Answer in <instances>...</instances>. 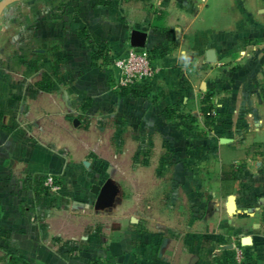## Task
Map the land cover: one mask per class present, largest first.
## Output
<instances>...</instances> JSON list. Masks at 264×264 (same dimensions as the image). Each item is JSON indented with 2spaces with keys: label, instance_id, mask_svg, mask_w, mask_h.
Masks as SVG:
<instances>
[{
  "label": "crops",
  "instance_id": "obj_1",
  "mask_svg": "<svg viewBox=\"0 0 264 264\" xmlns=\"http://www.w3.org/2000/svg\"><path fill=\"white\" fill-rule=\"evenodd\" d=\"M187 4L0 0V246L15 252L9 264L12 259L21 261L13 264H238L237 246L245 256L242 264H264V29L252 46L235 31L244 21L235 20L234 0ZM79 29L110 56L125 52L132 30L145 33L144 50L150 52L155 77L142 92H114L109 65L92 67L95 46L78 36ZM208 50L215 52L214 62L207 60ZM206 94L214 111L232 120V133L241 136L240 143L220 137L212 147L233 171L224 182L235 210H220L226 234L221 243H202V199L217 200V193L201 192L199 177L184 161L169 158L160 162L159 180L147 176L135 182L146 186L151 234L143 243L116 237L107 243H72L69 251L59 246L64 243L47 241L84 234L88 227L86 212L79 219L51 208L42 213L43 229L32 222L42 208L34 181L46 175L68 180L75 172L69 159L73 131L66 122L59 129L58 120L72 119L75 111L114 119L120 123L115 133L128 130L135 141L130 143L133 152L143 146L148 152H181L169 141L185 121L168 122L163 110L174 108L176 115L191 116L189 121L204 126L201 101ZM190 131L182 128L180 134ZM59 132L66 136L61 147ZM138 137L146 143L137 142ZM186 200L193 201L187 214ZM215 206L208 203L206 218ZM119 211L116 207L113 217H121ZM132 212L131 223L137 225L141 213L138 208Z\"/></svg>",
  "mask_w": 264,
  "mask_h": 264
},
{
  "label": "rangeland",
  "instance_id": "obj_2",
  "mask_svg": "<svg viewBox=\"0 0 264 264\" xmlns=\"http://www.w3.org/2000/svg\"><path fill=\"white\" fill-rule=\"evenodd\" d=\"M58 1L61 3L65 0ZM106 1L112 4L115 0ZM178 1L187 2V5H195L196 2H200V0ZM119 2L120 0H117V3ZM123 2H129V0H123ZM234 2L235 20L244 21L242 22V24L244 23L243 28L242 25H235L236 33L239 32V35H244V43H252V46L258 45V35L264 29V0H234ZM183 7L181 6V8ZM87 42L91 47L95 46L93 55L99 53L102 58L106 57V66H103L106 68L110 64L108 62H110L111 57L108 49L96 45L90 38ZM242 47H246V45ZM102 58L96 60L97 65H103ZM57 122L60 126L59 129L65 125L64 122L67 123L68 128H72L73 147L69 159L75 165V172L68 180H63L54 175H46L34 181L36 196L42 200V208L36 216L32 217V222L43 229L46 223L43 222L42 213H44V209L49 210L51 208L61 213V216L69 212L79 219L82 213L86 212L88 216L86 215L84 218L87 220L88 227L85 228L84 234L74 237L52 236L47 241L64 243L59 246L69 251L74 249L70 245L72 243H107L116 237L122 238L124 243H143L142 241H145L146 236L151 234L150 227L146 222V186L144 183L136 184L135 182L140 178L145 181L147 176H155L159 180L164 170L160 162L166 161L167 158L171 161L173 159L184 161L186 169L191 171L193 177L195 179L199 177L201 192L215 191L217 193V200L213 197L211 199L203 197L202 199L200 212L202 243H221L225 239L224 226L220 227L222 223L220 210L223 209L224 212L229 210L230 199L229 194L226 193V183L221 182L220 177L222 171L229 173L231 166L221 164L219 155L215 154L212 147L218 143L220 137L235 139L237 143L241 141V136H235L232 133L230 127L232 120L226 114L223 116L217 114L216 124L210 127L200 126L196 121L183 122L178 129L180 133L182 128L192 130L188 134L179 133L177 136L170 137L169 141L170 145L182 149L181 152H148L144 146L138 152H133L130 150V143L134 140L130 137L129 131L123 129L121 133H115L118 129L120 130L117 127L120 123L114 119L105 120L91 114L85 116L75 111L72 119L58 120ZM61 129L63 131V127ZM65 138V133L59 132L57 139L60 147ZM144 139L146 138L138 137L139 141L137 142L145 144ZM89 146L97 148H94L96 150H89L91 149ZM58 151L64 155L62 148H59ZM154 162L156 163L155 167L146 169L149 164ZM164 175L168 176V172ZM50 177L52 179L51 184L46 182V179ZM105 184H108L111 190L110 198L105 207L106 216L101 209L95 206L97 196L91 192L92 185L102 187ZM134 198H138V200L136 201ZM209 202L215 205L217 203V206H215L216 210L212 216L206 218ZM135 203H137V207ZM192 203V200H186V214ZM116 207L120 208L121 217H113V211ZM135 208H138L139 213H141L137 225L131 223L132 217H130ZM188 218L186 215V221ZM215 225H218V228L210 231L209 227ZM136 230L139 238H135ZM165 234L163 233V235ZM237 247L241 248L240 246ZM13 255H15L13 250L0 246V264H9L10 257Z\"/></svg>",
  "mask_w": 264,
  "mask_h": 264
},
{
  "label": "built area",
  "instance_id": "obj_3",
  "mask_svg": "<svg viewBox=\"0 0 264 264\" xmlns=\"http://www.w3.org/2000/svg\"><path fill=\"white\" fill-rule=\"evenodd\" d=\"M109 63L111 89L114 91H143L156 74L151 57L144 49L129 46L124 53L111 56ZM51 181V177L46 179L49 184ZM234 257L238 264H242L245 256L241 248L234 247Z\"/></svg>",
  "mask_w": 264,
  "mask_h": 264
},
{
  "label": "trees",
  "instance_id": "obj_4",
  "mask_svg": "<svg viewBox=\"0 0 264 264\" xmlns=\"http://www.w3.org/2000/svg\"><path fill=\"white\" fill-rule=\"evenodd\" d=\"M96 3L99 4V5H108L109 4V1H106V0H96ZM64 9H66V10L68 9L69 10V7L65 5L64 6ZM78 36L80 38L84 39L85 41H88V39H89V37L86 35V32L84 30H82V29H79ZM148 53L150 55V52H148ZM100 58H102V57L99 55V53L94 54L92 56V58H91V60H92V67L103 68V66L104 67L106 66V63H107L106 57H103L102 58L103 59L102 60V64L103 65L102 66L100 64L97 65L96 60H99ZM108 64H109V62H108ZM126 91H128V92H142V91H130V90H126V89H123L121 91H114V92L124 93ZM210 98H211L210 95L206 94L202 98V101H201V115H202L203 120H204V126H206V127H210L211 125H213V124L215 125L216 124L217 114H221V116L224 115L223 112H220L219 113V112H215L214 111V107H213V105L211 103V99ZM86 107H87V105L84 104L82 106V110H85ZM163 115L165 116V118H166V120L168 122H173L176 119L184 120L185 122H190L189 119L192 118L191 116H185L183 114L176 115L175 109L174 108H171V107L165 108L163 110ZM232 174H233V171L232 170L229 173H225L224 171H222L221 172L220 180L222 182H224L225 180L229 179Z\"/></svg>",
  "mask_w": 264,
  "mask_h": 264
},
{
  "label": "water",
  "instance_id": "obj_5",
  "mask_svg": "<svg viewBox=\"0 0 264 264\" xmlns=\"http://www.w3.org/2000/svg\"><path fill=\"white\" fill-rule=\"evenodd\" d=\"M146 41V34L139 30H132L129 38V45L133 48L144 49ZM206 58L208 61H215V52L213 50L206 51ZM226 141V140H225ZM91 192L97 196L95 206L101 210L105 209L107 206V201L110 198L111 190L108 184L99 187L97 185H92ZM235 210V198L231 197L229 200V211L233 214ZM246 245V241H243ZM13 262H20L18 259H12L11 264Z\"/></svg>",
  "mask_w": 264,
  "mask_h": 264
}]
</instances>
